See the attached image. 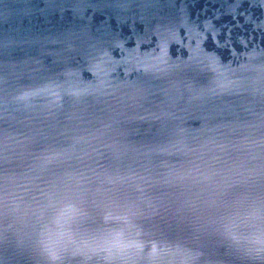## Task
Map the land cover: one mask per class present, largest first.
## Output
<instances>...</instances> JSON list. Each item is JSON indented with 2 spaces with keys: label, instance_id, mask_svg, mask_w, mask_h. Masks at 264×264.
<instances>
[{
  "label": "water",
  "instance_id": "water-1",
  "mask_svg": "<svg viewBox=\"0 0 264 264\" xmlns=\"http://www.w3.org/2000/svg\"><path fill=\"white\" fill-rule=\"evenodd\" d=\"M0 264H264V0H0Z\"/></svg>",
  "mask_w": 264,
  "mask_h": 264
}]
</instances>
